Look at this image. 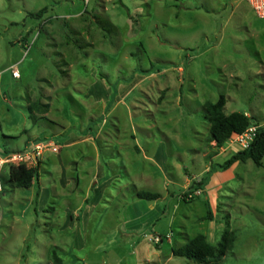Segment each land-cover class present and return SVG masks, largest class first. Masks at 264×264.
<instances>
[{
    "label": "rangeland",
    "instance_id": "374dc122",
    "mask_svg": "<svg viewBox=\"0 0 264 264\" xmlns=\"http://www.w3.org/2000/svg\"><path fill=\"white\" fill-rule=\"evenodd\" d=\"M222 1L0 0V142L1 134L18 137L8 141V145L0 143V149L23 148L27 139L23 130H28L32 121L26 106L30 100L41 101L40 89L50 82L52 106L60 109L52 108L50 117L63 116V107L66 120L80 124L87 122V114L99 116L109 126H104V130L116 133L119 129L128 139L133 133L140 143L142 138L165 135L171 152H178L174 163L182 164L181 177H185L183 166L192 174L201 172V177L203 165L210 166L202 153L217 152L213 150L215 144L210 145L207 140L205 101H214L224 94L225 114L248 113L253 121L264 122V74H260L255 54L260 49L264 60V19L253 15L247 6L242 24L249 25L252 31H235L232 25L236 22L227 21ZM208 5L219 8L213 18L207 14ZM42 8L44 11L35 15ZM234 35L239 38L237 43ZM22 39L29 49L22 45ZM90 68H95L98 75L107 73L112 102L119 85L132 86L128 91L133 92L125 101L127 106L119 103L114 113L106 115L100 113L102 108L90 109L84 103L77 92V79L89 76ZM13 69L18 77L12 75ZM76 110H80L79 117L75 116ZM41 129L35 127L33 132ZM224 146H228L227 154L213 157V164L222 163L240 149L228 140ZM26 150L20 149L22 153ZM230 174L231 177H215L216 181L229 178L220 183L216 202L210 207L211 220L205 218L208 191L194 192L190 198H183L182 192L174 209V201L168 198L166 216L154 219L145 235L131 234L130 239L129 229L122 227L120 209L124 202L121 198L131 193L122 191L119 196V191L113 189L105 193L107 202L102 201L96 208L90 226L81 231L83 245H73L72 237L60 225L66 206L70 202L78 204L84 188L67 199H47L38 209L36 187L30 203V189L8 184L0 193V264H51L52 248L68 264H80L81 259L86 264H198L181 256H171L165 262L162 254L196 233L206 236L210 224H221L216 230L215 241L218 240L226 214L236 239L217 264H264V156L261 166L250 159L239 161ZM177 188L172 184L169 187ZM170 214L174 215L172 222ZM112 226L116 227V234L105 241L107 233L102 227ZM153 232L162 235L159 244L149 240ZM169 233L170 242L164 238ZM155 251L158 258L153 255Z\"/></svg>",
    "mask_w": 264,
    "mask_h": 264
},
{
    "label": "crops",
    "instance_id": "0c3cea01",
    "mask_svg": "<svg viewBox=\"0 0 264 264\" xmlns=\"http://www.w3.org/2000/svg\"><path fill=\"white\" fill-rule=\"evenodd\" d=\"M220 4L223 11L227 10V21L234 20L236 22V24L232 25L235 31L241 28L247 32L252 31L249 25L242 24V19L247 10L246 7L248 6L251 10L245 0H223ZM218 9L219 8L214 5L206 6L207 14L211 16V18L218 14ZM220 28L224 31V24H221ZM232 38L236 43L238 42L239 38L236 35ZM22 45L24 47L27 45L25 39ZM235 51L239 52L238 48L235 47ZM260 51V49L256 50L255 54L260 62V74H264V60L261 59ZM12 64L11 66L13 67L14 64ZM70 66L71 64H69V67ZM62 72H64V70H62ZM99 75L96 73L95 68H90V77L83 76L77 79L78 87L80 88L77 92L83 97L84 103H86L90 109L94 106L102 108L100 113L106 112V115L111 113V111L114 113L119 103L124 102L127 106L125 101L128 94L133 92L128 91L132 86L119 85L117 88L118 94H115L112 102L111 82L108 84L106 83L108 75L105 72L103 73V71L99 73ZM67 76L69 79L70 74L67 73ZM83 84L86 85L85 89H83ZM52 86L53 84L49 82L45 88L42 87L40 89V91L43 92H41L40 102L48 103L49 107L45 113H42L44 117L34 122L31 121L30 128L28 130H23V132H25L24 136L27 137L23 142V148L8 146L3 150L0 149V156L6 153H22L21 151L25 148H27L26 152H31L32 144L35 142H50L57 147V151L48 148L41 154L32 156L33 164H29L28 166H36L37 174L27 188L30 189V203L33 202V190L35 187L37 188L38 194L36 193L37 197H35V201L37 202L38 209L45 205L47 199L54 200L60 197L67 199L69 196L71 197L72 194L83 191V188L85 189V193L80 196L78 204H72V202H70L69 206H66L60 225V228L68 232L69 237H72L73 245H83L81 231L85 232L86 227L90 226V221L94 217L96 208L101 205L102 201H105V193H110L113 189L119 191V196L122 191L131 193L130 196L126 195V197L121 198L124 202L120 209L124 217L122 227L129 229V232H127L129 237L127 239H130L131 234L134 235L143 232L145 235L148 225L154 219H158L161 215L166 216V200L170 198L174 201L172 205L174 209L177 206V200L181 193L188 188L190 182L193 179L199 180L209 167L213 165L211 161L212 158L222 153L227 154L226 152H228V146L216 147L213 145L215 143L211 141L210 145H213V150H217V152L215 151L212 154L202 153V155L210 161V166L206 163L203 165V175L199 177L201 172L199 174H192L187 170L188 168L183 166L185 177L182 178L180 175L182 164L174 163V158L177 157L176 155L178 152H171V147L169 145L170 141L165 135L159 138H142L143 142L140 143V139H137L133 133H131L130 139H128V137H125L126 135L121 134L119 129L116 133H113L112 129L104 130L105 128L108 129L109 126L106 127V121L100 120L99 116L93 117L94 115L91 116L87 114V122L83 123L81 121L80 124H78V121L66 120L64 114L67 112L63 113V111H65L63 107L61 109L63 116L50 117L49 112L52 108L56 111H60V109L52 106L50 100L53 96L50 94L49 88ZM70 97L73 103L77 104L76 99L71 95ZM33 101H36V99L30 100V102ZM78 106H82V104ZM33 113L37 116L41 115L38 110ZM76 113L75 116L79 117L80 110H76ZM246 114L249 115L248 113ZM116 123L119 124V122ZM259 124H264V122L261 121ZM112 125L115 126V123H112ZM35 127L42 129L40 132H33ZM1 137L2 140L0 143L5 145H8L7 142L13 138H18L14 135L5 134H1ZM56 141H58V143H56ZM238 163L239 161L234 162L222 173H217V171L213 172L205 188L195 191L196 193L202 191L203 194L204 192H209V195L207 194L209 196L207 200L210 207L216 202L214 198L218 197L217 191H219L221 184L229 178L226 177L224 180L216 181L215 177L219 174L232 175L230 174L231 170ZM9 164L10 163H4L1 165L0 193L5 190L6 185H11L8 179ZM214 173L216 174L215 176ZM171 184L173 186L176 185L178 187L177 190H170L169 187ZM11 187L13 186L11 185ZM140 190L159 193V197L154 200L138 198L136 192ZM174 195H176V198ZM0 200L3 202V198ZM160 202L162 207L159 206ZM54 208L55 206L52 205L51 209ZM173 219L174 215L170 214L169 222H172ZM99 221H101V219ZM220 225L221 224H219V226ZM219 226L214 224L209 225L211 229L208 230L209 232L206 234V239L209 242H215L216 230L220 228ZM102 229L107 233L104 236L105 241H109L112 238L111 235L116 234L115 226L111 228L102 227ZM153 233L162 236L160 233ZM123 239L125 240V238ZM187 239L184 238L183 242L176 243V247L182 245ZM166 240L168 242L172 241V234H170V239L166 238ZM156 247H159V245H156ZM171 248L169 252L165 251V253L162 254L166 259L165 262L169 261L171 256H174L171 252ZM131 253H133V250ZM153 255H157V258L159 257L156 251ZM80 264L86 263L81 259Z\"/></svg>",
    "mask_w": 264,
    "mask_h": 264
},
{
    "label": "trees",
    "instance_id": "16d2710c",
    "mask_svg": "<svg viewBox=\"0 0 264 264\" xmlns=\"http://www.w3.org/2000/svg\"><path fill=\"white\" fill-rule=\"evenodd\" d=\"M43 11L44 8L37 11L35 15H39ZM107 24L115 29V26L110 21H107ZM225 102V95L219 94L216 100H207L203 104L204 117L208 122V142L213 141L216 147L224 146L233 133H241L251 125L257 126L254 138L247 148L233 152L222 163L211 165L199 180L193 179L188 188L184 191L183 198H186V196L190 198V195L196 190H203L213 172L225 170L236 161L250 159L257 166H261L262 164V158L264 156V124L260 125L259 122L253 121L251 115H247L243 112L232 111L225 114L223 111ZM48 107V103L33 101L26 106V109L32 122H34L44 117L42 113H45ZM37 110L41 115L37 116L33 113ZM36 174V166H27L24 163L9 164L8 166V179L13 187H29ZM136 196L145 200H154L159 197V193L140 190L136 192ZM205 203L207 213L205 218L211 220L212 213L207 199ZM229 223V215L226 214L224 227L219 231L218 240L215 242H209L203 233H196L188 238L182 245L172 247V254L174 256H181L193 260L198 264H217L224 258L227 252L232 249L236 239L235 233L233 229L230 228ZM49 257L51 264H67L55 248L50 250Z\"/></svg>",
    "mask_w": 264,
    "mask_h": 264
},
{
    "label": "built area",
    "instance_id": "2783aa9c",
    "mask_svg": "<svg viewBox=\"0 0 264 264\" xmlns=\"http://www.w3.org/2000/svg\"><path fill=\"white\" fill-rule=\"evenodd\" d=\"M250 6L253 14L260 18L264 19V0H245ZM26 49H29L30 46L26 45ZM12 75L18 77V72L13 69ZM257 129L256 125H251L246 130L241 133H233L228 142L235 143L239 146L240 149H245L249 146L251 141L254 138L255 131ZM51 148L54 151H57V147L50 142H35L32 144V151L25 153H6L0 156V169L1 165L4 163L10 164H19L24 163L25 165L33 164L32 156L41 154L45 149ZM165 238L170 239V234L166 235ZM149 240L154 244L160 243L162 241V236L153 234L149 236Z\"/></svg>",
    "mask_w": 264,
    "mask_h": 264
}]
</instances>
